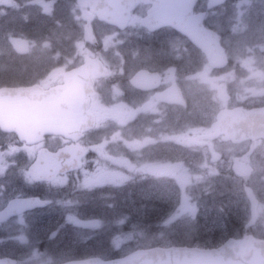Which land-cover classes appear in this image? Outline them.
<instances>
[{
	"label": "flooded vegetation",
	"instance_id": "af4514ba",
	"mask_svg": "<svg viewBox=\"0 0 264 264\" xmlns=\"http://www.w3.org/2000/svg\"><path fill=\"white\" fill-rule=\"evenodd\" d=\"M14 1L0 6V88L36 85L46 118L74 120L73 95L59 113L54 91L72 73L78 88L83 74L94 123L81 134L23 135L0 124V264L125 258L134 249L112 245L106 218L129 199L156 238L181 232V214L187 229V165L221 174L251 143L213 135L218 112L264 106V0ZM224 144L242 148L225 158ZM223 221L219 244L264 239L245 220Z\"/></svg>",
	"mask_w": 264,
	"mask_h": 264
},
{
	"label": "water",
	"instance_id": "95a60500",
	"mask_svg": "<svg viewBox=\"0 0 264 264\" xmlns=\"http://www.w3.org/2000/svg\"><path fill=\"white\" fill-rule=\"evenodd\" d=\"M221 1V0H218ZM13 0H0V5H11ZM210 4V3H209ZM200 45V43L198 42ZM74 74L66 75V83L54 91L62 103L57 104L59 110L67 97H74V106L79 111V118L74 120L54 116L46 118L42 114L41 99L44 92L36 85L30 87H2L0 97L3 98L1 108L7 112L1 124L14 128L22 134H42L45 132H62L69 134L72 129L76 133L90 128L93 125V116L87 111L88 94L91 92L85 76L81 74L78 88L72 84ZM5 98V99H4ZM60 113V112H59ZM20 115L19 117H14ZM20 122V123H18ZM69 124L70 126H68ZM213 135L222 133L223 139L239 142L251 139V144L241 156L233 160L234 172L241 175L244 180L252 171L249 165V155L256 146V139L264 137V106L247 109L237 106L232 109H221L212 124ZM249 201L250 217L245 226H250L257 217L258 200L252 187L243 185ZM245 247L242 248L238 240L228 238L223 244L214 248H199L195 246L173 245L170 247H151L138 250L129 258L113 259L102 264H264V239H255L251 235L244 238Z\"/></svg>",
	"mask_w": 264,
	"mask_h": 264
},
{
	"label": "rangeland",
	"instance_id": "374dc122",
	"mask_svg": "<svg viewBox=\"0 0 264 264\" xmlns=\"http://www.w3.org/2000/svg\"><path fill=\"white\" fill-rule=\"evenodd\" d=\"M241 148V145L224 144V157L230 158ZM190 164L187 165V173L191 179V184L187 188V194L190 195L187 200V229L184 228L186 217L181 214L175 226L182 223L181 232L176 231L164 238L158 235L156 238L155 234L147 230L143 231L139 218L136 216L138 214L136 202L129 199L127 210L120 207L113 210L109 218H106V221L110 220L112 245H119L123 242L149 243L155 240L194 241L195 245L214 244L219 243L225 235L223 230L225 217L230 215L240 222L248 219V200L241 182L232 171H228L229 167L223 173L218 174L213 165L203 162L196 165L193 160ZM254 165V170L247 182L253 187L258 198V216L253 232L255 236L264 237V140L256 149ZM224 187L228 188L225 194L222 193Z\"/></svg>",
	"mask_w": 264,
	"mask_h": 264
},
{
	"label": "trees",
	"instance_id": "16d2710c",
	"mask_svg": "<svg viewBox=\"0 0 264 264\" xmlns=\"http://www.w3.org/2000/svg\"><path fill=\"white\" fill-rule=\"evenodd\" d=\"M222 190H223L222 193L225 194V193H226V190H228V188H227V187H224V188H222ZM178 242H179V241H178ZM151 243H154V242H151Z\"/></svg>",
	"mask_w": 264,
	"mask_h": 264
}]
</instances>
